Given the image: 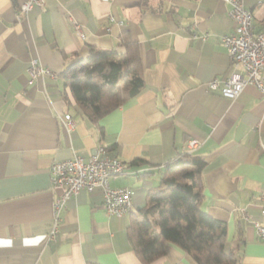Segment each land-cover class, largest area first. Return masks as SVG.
Returning a JSON list of instances; mask_svg holds the SVG:
<instances>
[{
    "label": "crops",
    "instance_id": "1",
    "mask_svg": "<svg viewBox=\"0 0 264 264\" xmlns=\"http://www.w3.org/2000/svg\"><path fill=\"white\" fill-rule=\"evenodd\" d=\"M23 0H0V264H143L127 235L130 215L183 154L201 162V208L227 226L225 251L237 264H264V96L246 85L235 98L219 87L231 72L220 37L232 33L222 0H43L18 17ZM255 33H264V0H244ZM112 16L111 20L109 17ZM72 17L83 37L71 27ZM208 33L206 39L203 34ZM128 35L139 50L143 85L92 121L61 72L90 46L123 54ZM32 60L56 75L31 79ZM217 79L219 87L208 88ZM68 114L69 118L64 115ZM198 143L189 147L188 142ZM99 143L124 163L112 187L133 188L130 212H106L100 191L65 202L55 242L46 234L53 163L86 156ZM148 264H197L176 245Z\"/></svg>",
    "mask_w": 264,
    "mask_h": 264
},
{
    "label": "trees",
    "instance_id": "2",
    "mask_svg": "<svg viewBox=\"0 0 264 264\" xmlns=\"http://www.w3.org/2000/svg\"><path fill=\"white\" fill-rule=\"evenodd\" d=\"M120 42L123 54L90 46L85 59L61 72L76 103L92 121L124 102L122 85L129 87V95L143 85L137 44L126 34ZM201 165L187 154L168 163L159 186L147 191L145 205L131 213L128 240L143 264L167 254L172 244L197 264H237L234 252L225 251L226 224L201 208Z\"/></svg>",
    "mask_w": 264,
    "mask_h": 264
},
{
    "label": "built area",
    "instance_id": "3",
    "mask_svg": "<svg viewBox=\"0 0 264 264\" xmlns=\"http://www.w3.org/2000/svg\"><path fill=\"white\" fill-rule=\"evenodd\" d=\"M229 4L228 14L234 22L232 33L222 35L220 44L226 49L231 59V72L219 87V81L212 79L208 88L215 90L227 98H235L246 85H253L264 96V33L253 31L252 12L244 5V0H222ZM43 0H23L19 5L18 17L33 8H42ZM111 20L112 16L109 17ZM72 29L83 37L82 27L72 17H69ZM208 33L203 34L206 39ZM30 78L43 74L55 76L49 68L32 60L28 67ZM69 118L68 114L64 115ZM198 143L191 139L188 146ZM124 163L118 157L111 155L106 146L97 144L89 154L82 156L74 153L71 158L55 162L50 167L51 182L54 187L61 188L52 202L53 222L46 234L47 242H55L60 227V215L65 202L79 190L100 191L103 206L107 213L122 216L124 211L132 207L133 188L129 186L112 187L110 178L125 172ZM258 236L264 240V192L262 194L261 221L254 222Z\"/></svg>",
    "mask_w": 264,
    "mask_h": 264
},
{
    "label": "rangeland",
    "instance_id": "4",
    "mask_svg": "<svg viewBox=\"0 0 264 264\" xmlns=\"http://www.w3.org/2000/svg\"><path fill=\"white\" fill-rule=\"evenodd\" d=\"M126 87H127V85L124 84V85H122V88H121V89H122V90H125Z\"/></svg>",
    "mask_w": 264,
    "mask_h": 264
},
{
    "label": "bare ground",
    "instance_id": "5",
    "mask_svg": "<svg viewBox=\"0 0 264 264\" xmlns=\"http://www.w3.org/2000/svg\"><path fill=\"white\" fill-rule=\"evenodd\" d=\"M128 212H130V211H124V214H127Z\"/></svg>",
    "mask_w": 264,
    "mask_h": 264
}]
</instances>
